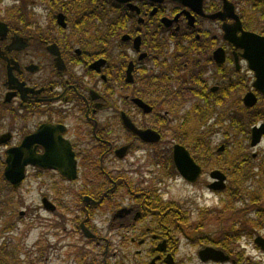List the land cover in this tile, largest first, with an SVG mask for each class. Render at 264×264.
I'll list each match as a JSON object with an SVG mask.
<instances>
[{"label":"flooded vegetation","instance_id":"flooded-vegetation-1","mask_svg":"<svg viewBox=\"0 0 264 264\" xmlns=\"http://www.w3.org/2000/svg\"><path fill=\"white\" fill-rule=\"evenodd\" d=\"M250 34L264 37V0H0L6 184L15 190L28 170L44 177L48 212L61 199L57 181L72 185L79 230L103 241L91 264H264V207L256 206L258 188L249 196L244 186L258 154L222 159L243 145L237 107L264 102L245 55ZM254 125L252 148L264 137L251 145ZM215 131L232 142L213 143ZM21 147L20 160H30L15 186L4 170L9 151ZM179 149L191 158V179ZM210 159L218 167L207 168ZM178 182L209 195L180 204L170 192ZM229 194L249 202L230 218L233 208L209 204ZM95 216L109 224V237L91 229Z\"/></svg>","mask_w":264,"mask_h":264},{"label":"rangeland","instance_id":"rangeland-1","mask_svg":"<svg viewBox=\"0 0 264 264\" xmlns=\"http://www.w3.org/2000/svg\"><path fill=\"white\" fill-rule=\"evenodd\" d=\"M212 28L217 27L212 25ZM248 75L251 83L253 74ZM249 89L250 85L243 93L236 91L232 96L238 99ZM224 106L230 108L231 102H226ZM237 108L238 116L242 118L244 140L241 144L243 145L240 150H237L236 146H229V152H226L222 159L229 164L230 159H233L235 155L241 156L243 154L244 157L251 158L252 154H258L255 161L246 166L248 168L245 173L247 177L244 179V186L245 192H249V196H254L251 193L258 188L260 194L256 206L264 207V137L256 147L252 148L249 145L251 126L261 120L264 121V117L257 121H250L249 119L256 113L255 111L264 110V102H259L257 107L250 111L246 108L243 109L240 105ZM208 122L210 127H215L213 119L208 120ZM198 125L200 123L196 119V126ZM201 125L206 126L204 122ZM239 138L241 139V137ZM225 139L231 143L233 137L231 139L230 135L225 136L222 132L211 133V140L217 145ZM209 165L218 167V164L211 159L210 163L207 162L206 164L207 168ZM31 173L28 170L25 180L14 190L6 184L2 176V169H0V264H91L93 256L100 258L103 251V241L97 245L79 230L78 222L83 216L80 214L81 200L76 196V189L72 185H65L57 181L58 191L64 186L61 197H59L61 199L56 201L59 203H57L56 210L48 212L43 209L40 199L41 194L49 192V187L44 182V177L43 181H40L32 177ZM54 180L56 179H51L53 185L56 183ZM49 181L50 178L47 179V182ZM170 192L176 196L180 204L186 202L185 205L189 206H191L192 194L195 192L209 195L197 187L193 188L183 182H178L173 188L171 187ZM52 194L55 196L54 192ZM235 199L229 194L228 199L224 202L221 203L215 198V202L210 203L209 200V204L233 208L232 211L228 209L230 218V215H238L239 212L235 210L237 207L249 204L247 200L236 201ZM20 211H23L22 216L19 214ZM90 226L99 235L109 237V224L106 221L98 222V217L95 216Z\"/></svg>","mask_w":264,"mask_h":264},{"label":"water","instance_id":"water-1","mask_svg":"<svg viewBox=\"0 0 264 264\" xmlns=\"http://www.w3.org/2000/svg\"><path fill=\"white\" fill-rule=\"evenodd\" d=\"M249 36L253 37V39H247L250 42L251 46L253 47L251 50L246 51V57L249 59L250 68H252L255 72L256 80L254 81L253 85L259 89L260 92L264 93V37L257 36L250 34ZM244 102L246 105L251 106L256 102V98L252 93H248L245 98ZM264 134V123L260 125H254L252 127L251 133V145H256L259 141L261 136ZM27 146V145H23ZM181 149H183L181 147ZM178 150V154L180 158L184 160L183 165H180V169L182 174H184L188 179H191L193 174L192 169L190 168L191 158L189 157L188 153L184 150ZM24 151H22V147L18 151H9V155L7 157V166L4 170V175L7 179H9L15 186L18 185L20 180L23 177V166L29 160H20ZM42 159H45L43 156ZM54 168L62 169L63 167L57 165L52 166ZM65 173V172H64ZM193 174V175H192ZM82 230L87 237H93L94 234L90 232L87 228L82 225Z\"/></svg>","mask_w":264,"mask_h":264},{"label":"trees","instance_id":"trees-1","mask_svg":"<svg viewBox=\"0 0 264 264\" xmlns=\"http://www.w3.org/2000/svg\"><path fill=\"white\" fill-rule=\"evenodd\" d=\"M252 110V109H251ZM256 113L254 115H252L251 119H249L250 121H253L257 119L258 116H260L261 118L264 117V111L259 109V111H255Z\"/></svg>","mask_w":264,"mask_h":264}]
</instances>
